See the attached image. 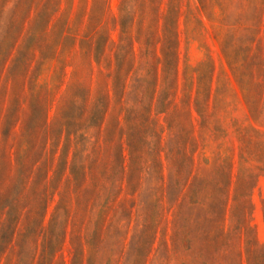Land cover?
<instances>
[{
  "label": "rangeland",
  "instance_id": "obj_1",
  "mask_svg": "<svg viewBox=\"0 0 264 264\" xmlns=\"http://www.w3.org/2000/svg\"><path fill=\"white\" fill-rule=\"evenodd\" d=\"M247 256L264 0H0V264Z\"/></svg>",
  "mask_w": 264,
  "mask_h": 264
},
{
  "label": "trees",
  "instance_id": "obj_2",
  "mask_svg": "<svg viewBox=\"0 0 264 264\" xmlns=\"http://www.w3.org/2000/svg\"><path fill=\"white\" fill-rule=\"evenodd\" d=\"M29 222H36V220L34 219V216H33V217H32V216L30 217ZM24 228L26 229V227H24ZM5 238H8V235H7V237H5ZM48 246H49V248H51V250H53V251L55 250V249H54V246H55V245H54L53 243H50V245H48ZM48 246H47V247H48ZM247 264H249V257H248V256H247Z\"/></svg>",
  "mask_w": 264,
  "mask_h": 264
}]
</instances>
